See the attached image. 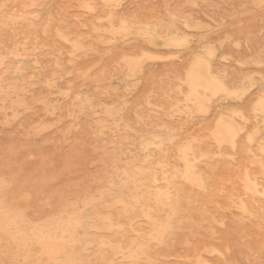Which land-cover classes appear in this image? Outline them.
<instances>
[{
	"label": "bare ground",
	"instance_id": "obj_1",
	"mask_svg": "<svg viewBox=\"0 0 264 264\" xmlns=\"http://www.w3.org/2000/svg\"><path fill=\"white\" fill-rule=\"evenodd\" d=\"M9 1L23 11L43 0H0V39L8 30H33L25 25L23 13H9ZM91 2L83 7L98 16L101 8ZM104 9L108 22L96 27V38H111L126 29L122 21L114 25L112 6ZM40 33L49 47L38 57L46 74L25 72L16 60L19 49L0 53V110L10 118L26 114L24 129L33 135L61 122L68 131L82 124L95 148L105 151L111 171L98 196L84 202L86 215L60 213L45 224L28 225L15 207L0 199V244L11 252L10 264H210L211 256L228 253L232 239L239 255L264 264L263 136L257 130L244 133L246 125L240 136L246 116L219 104L237 93L232 94L226 81L211 78L213 65L193 58L165 78L148 82V89L135 97L143 86L148 52L133 57L119 53L103 77L91 79L95 88L101 85L100 97L107 99L93 102L88 93L61 83L69 70L59 64L60 56H66L67 65H85L87 51L57 18L53 23L46 19ZM172 42L178 43L175 38ZM89 71L90 67L78 68L75 80L90 79ZM244 107L249 115L259 111L264 118V98ZM226 221L229 232H219Z\"/></svg>",
	"mask_w": 264,
	"mask_h": 264
},
{
	"label": "rangeland",
	"instance_id": "obj_2",
	"mask_svg": "<svg viewBox=\"0 0 264 264\" xmlns=\"http://www.w3.org/2000/svg\"><path fill=\"white\" fill-rule=\"evenodd\" d=\"M87 1L43 0L39 5H32L23 11H18L16 7H12L14 5L9 1V13L11 15L16 12L19 15L23 13L25 25L33 28V30L29 33L20 30L6 31L4 37L0 39V53L19 49L21 55L16 60L25 72L45 73L46 69H43L45 64L38 57L49 47L42 43L43 36L40 33V28L46 19L49 23H53L57 18L64 30L69 32L73 39L78 40L82 49L87 51L83 61L86 63L85 65H67L66 56H60L59 64L69 70L61 79V83L70 84L73 89L75 87V90L88 93L93 102L107 101V99L100 97L98 88L101 85L95 88L91 79L96 76L103 77L109 61L119 53L133 57L148 52L149 57L144 60V65H142L143 68L145 67L144 69H147V71L143 69V79L140 82L141 84L143 81V86L142 84L138 86L133 94L135 97L148 89V82L153 84L154 81L163 79L175 71L177 67L191 63L193 58L198 57L197 59H200L203 64L213 65L211 78L215 79L216 82L226 81L228 86L232 88V94L237 93V96L236 94L231 95L230 99L218 102L222 107L225 105L224 108L231 106L232 108L229 109L234 107V109L243 111L242 113L246 116L243 126L246 125L247 129L242 127L240 136L246 132L257 130V135L263 136L261 139L264 142V118L262 114L255 111L249 115L244 107L251 104L255 105L257 101L264 98V93H260L264 92L261 91L264 90V76L262 75L264 74L262 72L264 66L259 68L260 65H264V0H92V4L101 8L98 16H92L89 10L84 9L83 5ZM102 6L107 8L112 6L111 15L114 19V25L119 26L121 21L124 22L126 27L124 31H117L111 38H106V36L95 37L96 33L93 31L96 27H104L108 22L107 17H105V9ZM173 8L177 10H173ZM104 18V21H100ZM178 29L180 30L178 31ZM174 38L178 43L172 42ZM180 47H187V49L185 48L187 51ZM212 50L218 51L215 54ZM209 51L212 56L209 55ZM135 53L138 54L135 55ZM185 53H192L193 55ZM229 53L230 57L228 56ZM221 55L225 58L223 59ZM171 56L172 58H170ZM164 57H166L165 60ZM208 57L210 58L207 59ZM213 57L214 59H211ZM254 57L262 58L263 61H256L257 58ZM214 60L216 61L214 62ZM223 60L227 63H224ZM245 62L248 65L244 64ZM239 63H243L244 66ZM88 67H90V79L75 80L76 70ZM219 67H224L227 71L218 70ZM149 73L151 76L154 73L153 79L149 78ZM216 74L219 75L216 77ZM240 77L241 79H239ZM236 79L239 80V84L236 83ZM246 84L249 86L247 88L252 90L251 92L246 88ZM242 87L248 91L244 92L246 89H242ZM38 90L37 88L36 92ZM235 96L238 99H235ZM239 97H243V99L240 100ZM238 104L240 106L236 107ZM35 107L37 108V106ZM247 116L250 118L249 122ZM27 122L28 116L26 114H19L17 117L10 118L0 110V199L7 205L15 207L24 216L25 223L28 225L45 224V222L57 218L60 213L63 215L78 211L86 215L87 212L83 209L84 202L98 196L110 175L111 166L106 159L105 151L95 148L93 140L87 138L82 124L68 131L65 124L61 122L49 125L39 134L33 135L24 129ZM244 122H247L248 125ZM20 193L22 196L27 193L26 195L28 197L29 194V197L24 196L26 200H22L24 197ZM222 226L219 227V232L228 233L230 230L229 222L226 221ZM231 242L228 253L226 251L221 256H211L210 264H262L251 258H246L244 255H239L235 244H233L235 240L232 239ZM9 253L11 252L6 251L5 247L0 244V264H10L11 256Z\"/></svg>",
	"mask_w": 264,
	"mask_h": 264
}]
</instances>
